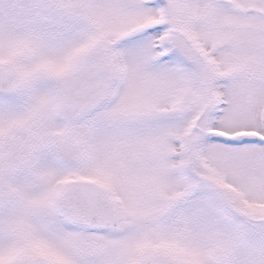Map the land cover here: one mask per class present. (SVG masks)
I'll use <instances>...</instances> for the list:
<instances>
[{
    "label": "snow or ice",
    "instance_id": "snow-or-ice-1",
    "mask_svg": "<svg viewBox=\"0 0 264 264\" xmlns=\"http://www.w3.org/2000/svg\"><path fill=\"white\" fill-rule=\"evenodd\" d=\"M0 264H264V0H0Z\"/></svg>",
    "mask_w": 264,
    "mask_h": 264
}]
</instances>
